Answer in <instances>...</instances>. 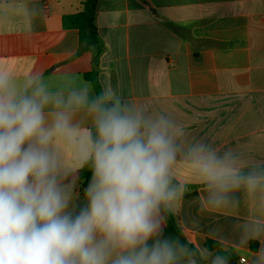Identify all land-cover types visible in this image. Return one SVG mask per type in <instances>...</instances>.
<instances>
[{"label":"crops","instance_id":"0c3cea01","mask_svg":"<svg viewBox=\"0 0 264 264\" xmlns=\"http://www.w3.org/2000/svg\"><path fill=\"white\" fill-rule=\"evenodd\" d=\"M85 1L0 0V65L18 84L36 73L53 97H62L59 109L54 103L45 109L49 122L58 110L71 115L75 137L58 136L53 148L77 186L78 204L86 202L80 170L89 161L97 94L84 77L92 55L74 58L79 31L63 19L82 12ZM95 15L106 47L99 64L103 93L146 117L167 115L179 127L170 211L189 243L197 250L218 243L210 251L228 264H242L241 258L264 264V178L212 206L184 155L202 142L218 155L230 152L243 173L264 170V0H98ZM73 91H85L87 102L68 105ZM164 235L175 238L165 217ZM184 264L196 263L185 258Z\"/></svg>","mask_w":264,"mask_h":264},{"label":"clouds","instance_id":"9594fccd","mask_svg":"<svg viewBox=\"0 0 264 264\" xmlns=\"http://www.w3.org/2000/svg\"><path fill=\"white\" fill-rule=\"evenodd\" d=\"M37 81L33 72L18 84L0 65V264H184L197 253L207 264H228L220 253L193 251L164 235L163 212L177 197L170 169L180 131L173 119L146 117L106 92L98 95L90 105L95 139L85 153L86 203H74L77 186L53 144L58 136L73 139L76 129L63 110L49 122L45 109L64 101ZM87 99L73 91L67 103L79 107ZM184 155L212 206L264 178V170L243 173L230 152L218 155L202 142Z\"/></svg>","mask_w":264,"mask_h":264},{"label":"trees","instance_id":"16d2710c","mask_svg":"<svg viewBox=\"0 0 264 264\" xmlns=\"http://www.w3.org/2000/svg\"><path fill=\"white\" fill-rule=\"evenodd\" d=\"M97 2L98 0H86L82 12L64 17L63 22L66 27H72L79 31L80 46L74 58L84 53H91L92 55V70L86 73L84 77L87 81H90L93 84V87L98 96L103 93L102 87L99 82V64L102 55L106 51V47L99 36L98 29L95 24V8ZM92 137L93 139H95V128L92 129ZM90 168L91 161L89 160L83 165L80 170V183L83 189V197L84 190L87 187L91 177ZM84 203L86 202H82L80 204ZM163 215L168 227L172 230L175 238L178 239L180 243L185 244L187 248L196 251L197 249L191 243H189V241L185 237L178 219L172 214V212L170 210H165L163 212ZM218 245L219 244L216 242H206V248L209 250H214L218 247ZM193 259L196 264H206L204 260L200 259L199 253H197L196 257Z\"/></svg>","mask_w":264,"mask_h":264},{"label":"built area","instance_id":"2783aa9c","mask_svg":"<svg viewBox=\"0 0 264 264\" xmlns=\"http://www.w3.org/2000/svg\"><path fill=\"white\" fill-rule=\"evenodd\" d=\"M241 263L242 264H249L248 261L245 258H241Z\"/></svg>","mask_w":264,"mask_h":264}]
</instances>
